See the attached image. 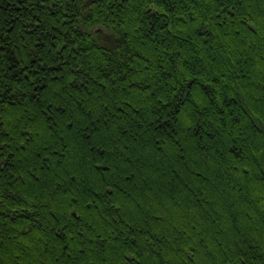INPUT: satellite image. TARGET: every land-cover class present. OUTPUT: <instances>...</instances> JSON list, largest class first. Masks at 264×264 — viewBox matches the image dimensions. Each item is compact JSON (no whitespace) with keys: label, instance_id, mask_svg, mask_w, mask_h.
I'll return each mask as SVG.
<instances>
[{"label":"trees","instance_id":"obj_1","mask_svg":"<svg viewBox=\"0 0 264 264\" xmlns=\"http://www.w3.org/2000/svg\"><path fill=\"white\" fill-rule=\"evenodd\" d=\"M0 264H264V0H0Z\"/></svg>","mask_w":264,"mask_h":264},{"label":"bare ground","instance_id":"obj_2","mask_svg":"<svg viewBox=\"0 0 264 264\" xmlns=\"http://www.w3.org/2000/svg\"><path fill=\"white\" fill-rule=\"evenodd\" d=\"M75 214V212H73Z\"/></svg>","mask_w":264,"mask_h":264}]
</instances>
